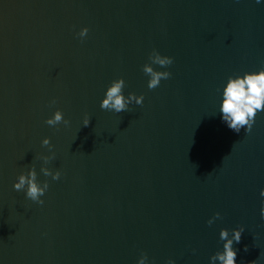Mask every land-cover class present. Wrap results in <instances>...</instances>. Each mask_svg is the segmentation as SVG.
<instances>
[{"label": "water", "instance_id": "95a60500", "mask_svg": "<svg viewBox=\"0 0 264 264\" xmlns=\"http://www.w3.org/2000/svg\"><path fill=\"white\" fill-rule=\"evenodd\" d=\"M261 68L264 0H0V264H211L240 227L236 264H264V111L247 133L219 112ZM118 78L143 102L102 110ZM32 168L43 204L12 187Z\"/></svg>", "mask_w": 264, "mask_h": 264}, {"label": "clouds", "instance_id": "9594fccd", "mask_svg": "<svg viewBox=\"0 0 264 264\" xmlns=\"http://www.w3.org/2000/svg\"><path fill=\"white\" fill-rule=\"evenodd\" d=\"M260 0H256L259 3ZM88 29L82 28L78 33L79 37L83 38L87 35ZM151 64L166 67L173 63L171 57L161 56L158 52L153 50L149 56ZM151 64L143 65L142 71L149 77L147 86L149 89H155L160 85L161 80H166L170 77L171 73L168 71L154 70ZM125 87V81L123 78H118L111 82L107 87L104 98L100 102V108L102 110H111L116 113L125 112L128 109V105L133 101L135 104L140 105L143 102L144 97L129 93L127 97L123 95V89ZM55 103V100L52 101ZM264 111V68H261L256 72H245L242 76L237 75L235 77L229 76L226 84L223 87L222 99L219 104V112L223 122L236 133H239L243 128L245 133L250 132L255 122L257 113ZM90 118L87 116L83 120V126L89 125ZM45 123L49 126H56L60 123L68 125L69 121L64 119L63 113L60 110H56L51 117L46 119ZM42 145L47 146L51 150V144L46 137L42 140ZM45 164L52 159V156L40 157ZM41 172L44 176H51L53 180L60 178L61 173L59 171H51L47 167H41ZM15 191H24L28 199L35 201L38 204H43L44 201L40 199L44 195L48 188L47 181L41 184L37 181V173L34 168L29 169L27 174L21 173L16 182L12 185ZM260 196L264 197V188L260 190ZM261 218L264 219V201H262V207L260 209ZM220 218V213H215L207 223L211 225L214 220ZM244 229L234 228L231 230V237L229 238V230L221 229L219 237L223 243V251L217 252L210 257L211 264H214L216 260H219L220 264H236L237 251L233 248V243H239L241 240V234ZM247 249H245L246 251ZM146 256L141 255L137 264H145ZM167 264H174L169 260ZM254 264V262H252Z\"/></svg>", "mask_w": 264, "mask_h": 264}]
</instances>
